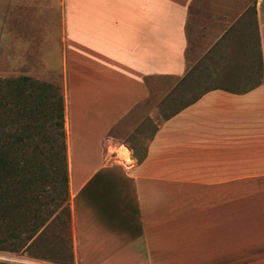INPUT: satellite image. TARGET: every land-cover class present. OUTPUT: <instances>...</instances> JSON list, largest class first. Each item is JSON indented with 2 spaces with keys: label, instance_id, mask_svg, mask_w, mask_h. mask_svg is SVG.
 Returning <instances> with one entry per match:
<instances>
[{
  "label": "crops",
  "instance_id": "obj_1",
  "mask_svg": "<svg viewBox=\"0 0 264 264\" xmlns=\"http://www.w3.org/2000/svg\"><path fill=\"white\" fill-rule=\"evenodd\" d=\"M2 6L0 75L61 77L73 264H264V0Z\"/></svg>",
  "mask_w": 264,
  "mask_h": 264
},
{
  "label": "rangeland",
  "instance_id": "obj_2",
  "mask_svg": "<svg viewBox=\"0 0 264 264\" xmlns=\"http://www.w3.org/2000/svg\"><path fill=\"white\" fill-rule=\"evenodd\" d=\"M18 21V11H3L2 0H0V73L8 70L16 71L19 53L18 37L11 32L10 37H2L4 33L1 23H10L11 31L14 32L17 29ZM23 76H29L39 82L58 86L59 92L63 94L61 77L57 74L10 73L4 76L0 75V118L5 121L9 141L14 142V136L19 132L24 133L26 136L24 147H13L10 151L16 153L18 157L22 156L23 158V155H25L26 160L29 161L24 164L27 169L20 171L21 181L24 185H18L17 179L11 176L14 171L9 170L6 175L5 186L10 189H18L17 193L21 200L26 201L15 219V223L17 220L19 226L18 229L26 232L22 233L23 237L27 235V227L38 225L42 219L48 218L52 213H56L58 218H55L48 229L25 251L0 250V255H5L2 257L9 254L17 257V260L13 261L0 257V264H73L70 246L71 230L65 222L67 216L61 212L60 205L63 195V183L60 179L61 169H56L58 166L59 144L58 142L51 144L42 140L44 137L43 132H50L54 136L56 129L51 130V122L41 118L40 115L32 114L27 117L18 115L15 90L30 88L25 82L18 81ZM33 102L34 99L29 102V105H32ZM41 123H45L49 128H44ZM126 147L129 149L128 146ZM122 160L126 163L134 161L132 159L131 161L126 160L123 157ZM12 223L14 222L12 221ZM4 232L0 233V238L5 240L4 245H8L9 238L7 232ZM13 249L17 250V247Z\"/></svg>",
  "mask_w": 264,
  "mask_h": 264
},
{
  "label": "trees",
  "instance_id": "obj_3",
  "mask_svg": "<svg viewBox=\"0 0 264 264\" xmlns=\"http://www.w3.org/2000/svg\"><path fill=\"white\" fill-rule=\"evenodd\" d=\"M23 81L30 88H21L16 91V106L17 113L20 117H27L32 114L40 115L41 118L47 119L51 122V130L56 129L54 136L50 132H43L42 140L48 143L58 142L59 150L58 153V166L56 169H61L63 195L61 197V212L67 216V225L70 228L71 220V208L69 205V189H68V156H67V142H66V130H65V106L64 96L59 92V87L54 86L50 83L39 82L29 76H23L18 79ZM34 99L32 105L29 102ZM44 128H49L45 123H41ZM14 142L9 141L5 129V121L0 118V233L7 232L9 238L8 245H4L5 240L0 238V250H12L18 251L21 247H24L33 240L44 233L51 223L58 218L57 214L52 213L48 218H44L36 226L27 227V235L22 236L21 230L15 223L16 216L21 212L22 207L25 204V200H21L18 195V189L6 188L5 179L9 170L12 172V178L17 179V184H22L20 177V171L25 170V165L29 161L26 160V156L18 157L16 153L11 152L13 147H24L26 144V136L24 133L19 132L14 136ZM55 153V154H56ZM13 154V155H12ZM22 158V159H21ZM27 169V168H26ZM25 180V179H24ZM28 181V180H27ZM54 215V218L49 222L50 218ZM12 221L14 223H12ZM5 228V230H3ZM42 232H37L41 229ZM4 232V233H5ZM33 242V241H32ZM14 246V247H13ZM8 247V248H7ZM14 250L13 248H16ZM12 248V249H11Z\"/></svg>",
  "mask_w": 264,
  "mask_h": 264
},
{
  "label": "bare ground",
  "instance_id": "obj_4",
  "mask_svg": "<svg viewBox=\"0 0 264 264\" xmlns=\"http://www.w3.org/2000/svg\"><path fill=\"white\" fill-rule=\"evenodd\" d=\"M119 155L121 157H123L124 159L131 161V152H130V150L126 146L120 147V149H119ZM2 256H5V255H0V257H2ZM13 258L15 260H17V257L13 256Z\"/></svg>",
  "mask_w": 264,
  "mask_h": 264
},
{
  "label": "built area",
  "instance_id": "obj_5",
  "mask_svg": "<svg viewBox=\"0 0 264 264\" xmlns=\"http://www.w3.org/2000/svg\"><path fill=\"white\" fill-rule=\"evenodd\" d=\"M3 259H6V260H10V261H13V260H15L14 258H13V256L12 255H6V257H2Z\"/></svg>",
  "mask_w": 264,
  "mask_h": 264
}]
</instances>
